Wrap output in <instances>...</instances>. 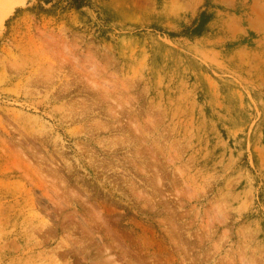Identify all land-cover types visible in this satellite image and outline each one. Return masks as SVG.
<instances>
[{"label":"rangeland","instance_id":"1","mask_svg":"<svg viewBox=\"0 0 264 264\" xmlns=\"http://www.w3.org/2000/svg\"><path fill=\"white\" fill-rule=\"evenodd\" d=\"M2 4L0 264H264V0Z\"/></svg>","mask_w":264,"mask_h":264},{"label":"water","instance_id":"2","mask_svg":"<svg viewBox=\"0 0 264 264\" xmlns=\"http://www.w3.org/2000/svg\"><path fill=\"white\" fill-rule=\"evenodd\" d=\"M1 5H2V0H0V7H1ZM0 16H1V9H0Z\"/></svg>","mask_w":264,"mask_h":264},{"label":"bare ground","instance_id":"3","mask_svg":"<svg viewBox=\"0 0 264 264\" xmlns=\"http://www.w3.org/2000/svg\"><path fill=\"white\" fill-rule=\"evenodd\" d=\"M7 1V0H6ZM3 5V4H2ZM8 12V11H7ZM7 14V13H6ZM2 24V23H1Z\"/></svg>","mask_w":264,"mask_h":264}]
</instances>
